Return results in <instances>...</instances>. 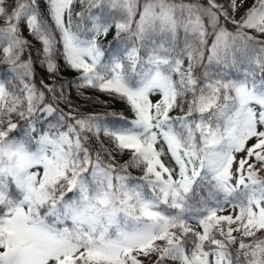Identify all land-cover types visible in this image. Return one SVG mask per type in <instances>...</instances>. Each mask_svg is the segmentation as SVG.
Here are the masks:
<instances>
[{"label":"snow or ice","instance_id":"snow-or-ice-1","mask_svg":"<svg viewBox=\"0 0 264 264\" xmlns=\"http://www.w3.org/2000/svg\"><path fill=\"white\" fill-rule=\"evenodd\" d=\"M0 264H264V0H0Z\"/></svg>","mask_w":264,"mask_h":264},{"label":"trees","instance_id":"trees-1","mask_svg":"<svg viewBox=\"0 0 264 264\" xmlns=\"http://www.w3.org/2000/svg\"><path fill=\"white\" fill-rule=\"evenodd\" d=\"M25 35H27V31H25ZM109 39H111V37H109ZM36 46L39 47V44H37ZM61 69H62L61 74L65 80H72L76 76V73L74 71L64 67L62 61H61ZM43 74H44L43 68L38 66L37 67V75L40 76ZM88 95L93 96V100H91L89 102H85L83 99L77 97L75 91H73L71 94V99H72L74 104H78L82 110L88 111V112H104V111H108L110 109L119 111V110H123V108H124V105H122L118 100H114V99L107 97L103 94L89 92ZM96 97H98L100 101H107L108 105L110 107L106 108L104 106V104L98 103L95 99ZM124 158L126 159L127 157H124Z\"/></svg>","mask_w":264,"mask_h":264}]
</instances>
